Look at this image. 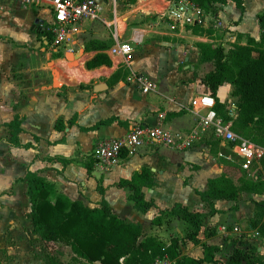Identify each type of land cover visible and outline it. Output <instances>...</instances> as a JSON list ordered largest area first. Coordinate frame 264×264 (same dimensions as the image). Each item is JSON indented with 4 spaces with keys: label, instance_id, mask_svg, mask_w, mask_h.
Listing matches in <instances>:
<instances>
[{
    "label": "crops",
    "instance_id": "1",
    "mask_svg": "<svg viewBox=\"0 0 264 264\" xmlns=\"http://www.w3.org/2000/svg\"><path fill=\"white\" fill-rule=\"evenodd\" d=\"M100 1L104 3L103 17L111 22L110 1ZM260 2L245 0L244 13L232 2L218 6L215 15L205 13L201 26L211 31V36L194 35L189 30L174 27L162 15L166 0L124 3L118 15L124 20L122 40L134 49L131 71L118 67L110 57L109 49L114 44L112 29L103 23L80 24L72 42L73 51L55 53L49 43L51 36L46 33L51 23L47 10L0 0V213L21 212L26 205L30 217L25 177L32 172L52 184L56 195L71 201L78 200L97 208L104 200L120 219L140 224L147 236L156 237L166 245L174 237L184 238L186 232L180 229V223L185 230L188 225L179 217H169L163 219L161 225H154L153 221L161 212L179 205L198 213L200 242L218 248L214 264H227L234 250L244 244L255 246L264 259V191L251 190L259 187L260 182L264 184V159L254 164L251 172H245L236 163L218 158L220 146L211 133L186 151L145 146L134 155H124L120 164L109 171L100 168L92 157L101 140L123 137L134 126L162 127L173 132L192 129L197 118L187 108L195 96L210 95L202 80L214 69L210 63H199V50L195 45L218 41L222 44L221 39H225L231 44L225 47L230 49L235 44L245 45L247 36L259 41L258 17L264 13ZM42 13L49 14L48 22ZM40 20L44 23L42 27ZM9 24L16 30L7 32L5 27ZM80 40L82 44L78 45ZM67 53L73 54L78 67L85 62L86 68V62L99 54H105L111 61L110 66L86 68L87 73L97 79L92 90L85 91L88 94L58 96L52 92L48 82L50 72L46 69L53 58L55 61L67 58ZM120 70H129L130 75L142 74L155 83L156 92L144 93L131 77L126 80L116 76ZM40 72L47 76L36 80L33 76ZM98 84H106L108 89L96 93L93 89ZM227 85L220 87L217 93V98L225 105L228 99L221 95L223 88L227 87L230 95L234 92L233 87ZM16 118L22 129L18 147L8 142L7 125ZM111 118L115 119L112 124L91 129ZM88 165L92 168L91 176L87 174ZM144 168L150 169L156 184L142 190L146 201L154 203L146 213L135 208L128 189L118 187L122 180H131ZM234 172H241L247 179L239 180ZM222 177L237 181L242 189L233 199L214 200L211 207L200 194H208L209 182ZM31 227L33 231L32 222ZM147 228H153L150 234ZM181 251L186 257H204L203 247L188 239H184Z\"/></svg>",
    "mask_w": 264,
    "mask_h": 264
},
{
    "label": "trees",
    "instance_id": "2",
    "mask_svg": "<svg viewBox=\"0 0 264 264\" xmlns=\"http://www.w3.org/2000/svg\"><path fill=\"white\" fill-rule=\"evenodd\" d=\"M190 1L206 14L215 15L218 6L227 5L229 2H232L241 13L245 11V0ZM136 2L137 0H125L127 4ZM258 20L261 29L259 41L247 36L245 45L235 44L227 51L217 42L197 43L195 46L199 50V63H210L214 67L205 75L202 82L216 101L218 115L225 122L233 120L235 132L243 130L246 135L252 137V142L264 147V13ZM185 29L194 35L212 34L198 24L187 26ZM103 65H111L105 54H99L86 62L88 70ZM226 84L234 88L232 95L236 96L238 101L235 105L236 114L228 110L217 98L218 90ZM114 121V118L101 121L91 129L110 125ZM119 125L123 126L125 123L119 122ZM7 126L10 134L8 142L12 146H20L18 136L22 129L18 118ZM86 170L88 176H91L92 168L88 165ZM25 180L28 184L27 195L31 204L30 219L33 233L44 242L62 243L72 251V262L55 260L53 264H153L157 259L164 257H168L174 264L217 262L215 253L218 248L201 243L198 238L201 231V218L198 213L190 212L179 205L161 212L160 217L153 221L154 225H161V218L164 216L179 217L188 225L184 238L174 237L170 244L166 245L156 237L147 236L140 224L120 219L104 200L99 207L90 208L81 201H71L65 196L56 195L54 186L35 173L29 172ZM226 183L234 185L225 177L212 180L209 182L210 192L200 196L206 198L211 207L214 200L235 198L242 188L235 187L234 194H230L227 189L231 187L228 188ZM155 185L152 172L144 168L141 172L135 173L131 180H122L118 187L128 189L135 208L146 213L154 207V203L146 201L142 190L153 188ZM258 186L250 188L253 192L262 193L264 189L261 186L264 188V184L260 182ZM99 190L103 194L101 188ZM213 212L212 209L211 213ZM262 232L264 234V228ZM184 239L201 245L204 257L195 259L183 256L181 246ZM227 264H264V259L258 255L255 246L244 244L234 250Z\"/></svg>",
    "mask_w": 264,
    "mask_h": 264
},
{
    "label": "built area",
    "instance_id": "3",
    "mask_svg": "<svg viewBox=\"0 0 264 264\" xmlns=\"http://www.w3.org/2000/svg\"><path fill=\"white\" fill-rule=\"evenodd\" d=\"M25 7H37L51 14V23L47 27L50 34L51 50L72 52V42L79 26L86 22L99 21L112 29L114 44L109 55L118 67L132 71L134 49L130 43L122 40L124 20L118 15L117 1L111 0V22L104 17V3L100 0H10ZM144 6L140 9H142ZM175 26L186 28L202 25L205 12L190 0H166L162 14ZM134 42H138L134 40ZM225 48V44H221ZM131 79L144 93L156 92L155 83L142 74L132 73ZM189 112L197 118L196 125L188 131H168L162 127L134 126L123 137L101 140L93 150L92 157L103 170L117 167L124 155H134L145 146H158L177 151L192 149L211 133L218 141V158L236 163L243 171L251 172L254 164L264 159V147L242 137L233 129V120L225 122L216 111V101L211 95L195 96ZM223 145V146H222ZM225 148L229 150L227 153ZM153 264H174L168 257L159 258Z\"/></svg>",
    "mask_w": 264,
    "mask_h": 264
},
{
    "label": "rangeland",
    "instance_id": "4",
    "mask_svg": "<svg viewBox=\"0 0 264 264\" xmlns=\"http://www.w3.org/2000/svg\"><path fill=\"white\" fill-rule=\"evenodd\" d=\"M107 1H111V0H107ZM116 1H117L118 9H121L125 3V0H116ZM260 4L264 5V0H261ZM249 12L252 14V9H250ZM42 14H43V18H45V20H47L48 22L50 18L49 14L48 15L46 13H42ZM38 23L40 27H42L44 24L43 21L41 20ZM173 26L177 27L174 24ZM5 30L7 32H10L12 30H16V27L15 26L12 27L9 24L8 27H5ZM221 40L222 43H224L225 45L226 44L231 45L230 43H227L228 42L227 40L225 39H221ZM35 41L36 43L38 41L36 36H35ZM218 43L221 44L220 41H218ZM81 44L82 41L80 40L78 42V45ZM225 49L226 51L229 50L226 47ZM67 55H70L71 59H67L65 57V58H61V60L55 61L54 58L51 57V59L52 58L53 59L51 60V63L46 69L48 70V72H50L48 82L51 86L52 92L54 94H57L58 96H74L79 94H88L85 91L90 92L92 90L93 84L97 79L93 78L91 74L87 73V70L85 68V62L84 63L82 62V65L78 67V62L74 60L73 54L67 53ZM42 60L46 62L48 61V59H46L45 57H43ZM77 68L78 70H75ZM117 73H118L117 76H120L126 80L130 79L131 77L129 70L128 71L120 70ZM46 76L47 73L40 72L35 74V76L33 77H35V79L38 80ZM15 78L18 79V76H16ZM115 78L116 76L113 78V80ZM110 82H112V80ZM226 88L227 87L223 88L221 95L225 99H228L226 108L228 110L234 111L235 113L233 106H235L238 102L237 97L234 95H230L231 92L229 91V89ZM238 133L242 137L252 140V137L246 135L243 130L239 129ZM253 172L255 173V169ZM234 173H237L239 175V180L243 181L247 179L246 176L241 172L239 173L234 172ZM232 184L234 185L226 183V186L228 188L231 187V189H227V191L230 194H234L233 192L236 190V188H239V184L237 181H232ZM169 217L170 216L167 217L164 216L161 219L162 220L170 219ZM146 227H149V224L146 225ZM185 228L186 227L180 223V229L182 231H185ZM152 229L147 228V234H150V230ZM55 260L64 263L72 262L73 254L71 249L62 243L44 242L36 234H34L31 227L29 210L27 209L26 205L25 208L21 210V212L9 213L7 211H4L0 213L1 264H53ZM95 264H100V263H95Z\"/></svg>",
    "mask_w": 264,
    "mask_h": 264
},
{
    "label": "water",
    "instance_id": "5",
    "mask_svg": "<svg viewBox=\"0 0 264 264\" xmlns=\"http://www.w3.org/2000/svg\"><path fill=\"white\" fill-rule=\"evenodd\" d=\"M67 58H70V56L68 55ZM108 89V86L106 84H98L96 86H94V92L98 93V92H103L105 90Z\"/></svg>",
    "mask_w": 264,
    "mask_h": 264
}]
</instances>
